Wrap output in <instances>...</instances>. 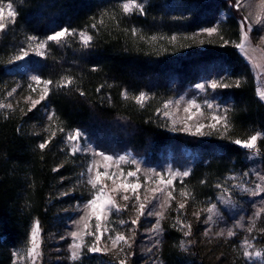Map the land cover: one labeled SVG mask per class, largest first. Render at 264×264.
<instances>
[{"label": "trees", "instance_id": "obj_1", "mask_svg": "<svg viewBox=\"0 0 264 264\" xmlns=\"http://www.w3.org/2000/svg\"><path fill=\"white\" fill-rule=\"evenodd\" d=\"M126 1L11 0L15 22L0 31V105H6L0 108V264H13V253L26 250L34 222L45 240L61 224L64 209L92 197L93 188L83 180L88 157L70 152L60 140L68 130H81L104 151L128 149L150 159L167 152L183 156L186 150L199 155L189 175L172 188L160 249L165 264H214L197 241L186 249L180 245L185 225L194 222L193 211L212 202L230 174L248 168L247 149L234 140L261 132L257 149L264 173V102L248 62L234 47L239 32L233 0H137L144 14H124ZM8 2L0 0V6ZM228 5L231 15L220 19ZM211 27L218 31H202ZM64 28L76 35L49 41L43 55L29 51L34 41L29 37L45 40ZM82 31L92 37L88 46L80 39ZM22 49L30 53L40 78L35 85L45 89L43 81H52L47 94L51 120L25 100L27 78L9 73ZM213 74L224 76L228 85L214 89L232 101L228 127L209 136L170 129L161 115L164 102ZM67 78L69 86H57ZM140 93L146 96L143 105L135 99ZM53 131L55 137L40 149ZM185 191L188 198L181 195ZM257 230L264 248V212ZM108 259L84 247L75 264H106Z\"/></svg>", "mask_w": 264, "mask_h": 264}, {"label": "rangeland", "instance_id": "obj_2", "mask_svg": "<svg viewBox=\"0 0 264 264\" xmlns=\"http://www.w3.org/2000/svg\"><path fill=\"white\" fill-rule=\"evenodd\" d=\"M235 3L236 0H233L230 6L235 9L238 17L239 38L235 42L236 44L240 42V23L243 18L247 16L250 23L255 22L258 14L264 18V3L262 0H241L239 9L234 6ZM4 7L6 14L7 7L6 5ZM228 7L229 5L220 11V19H225L231 15ZM7 22L8 20L5 21V23ZM262 37H264V25L254 24L244 49H239L254 74L257 92L264 90V38ZM38 43L37 40L32 41L29 51L37 54L36 46ZM41 51L43 52V49ZM30 57V53H28L23 59H13L18 64L11 67L9 73L12 76L24 75L27 78V87L30 93L24 95L25 100L32 106V101H40L35 106H38L46 118H49L51 116L49 100L47 96L41 100L44 89L35 85L37 81L32 79L38 76L31 66ZM214 81L218 84H225L226 78L216 74L202 78L164 102L161 107V115L166 119L170 129L198 136H209L212 132L219 131L225 126L224 120L217 122L212 117H226V112L230 109L232 101L221 99L216 95L214 88L211 87ZM197 85H203V87L198 88ZM262 101L264 102V100ZM209 104L212 105L211 108L208 107ZM213 124L216 125L215 128L211 127ZM198 125H203L200 134L197 133ZM75 130L79 129L64 132L60 140L70 152L88 157L87 165L83 171L85 183L93 188L88 180L94 179L97 171L102 174H115V180L102 175L97 186L93 188L92 197L75 202L72 207L68 206L69 208L64 209L61 224L56 225L50 231L47 239L43 240L39 231L38 248L36 254L32 256L28 253V249L32 246L30 232L29 245L26 250L15 252L17 254L14 258L16 264H75L76 260L80 258L83 248L89 249L93 246H98L101 251L89 252L106 254L109 257L106 264H119L120 260H125L126 264H165L160 256V249L164 240L165 215L171 202L169 193H172L175 181L186 177L180 175L181 173L185 171L190 173L199 160V155L194 151L186 150L183 156L181 152L176 156L167 152L158 159H150L128 149L104 151L90 141L81 130H79L81 135L76 140H69L68 136L74 134ZM257 133L261 134V132ZM261 136L262 134L257 139L255 149L246 148L248 160L246 171L230 174L229 181L220 186L216 198L206 206L193 211L192 220L194 222L192 223L195 225L192 223L185 225L181 240L185 245L184 249L197 241L198 244L206 248L211 262L214 264H233L235 263L234 259L241 260L242 264H264V248L257 238L258 220L263 212L260 216L255 215L257 211L264 209V192L253 195L251 191L245 192L239 187L243 185L245 188L255 190L257 184L264 186V181L260 180L264 173L261 156L257 149ZM99 153L104 155H99ZM104 156H110L112 159L105 160ZM121 156H126L127 159L117 163ZM90 165L91 171H89ZM130 172L135 173V175L129 176L128 173ZM246 173L247 175H245ZM168 180H171L172 183L167 184ZM122 183L139 184L140 187L135 192L130 188L125 190L122 187L116 191ZM101 188L104 189L105 197H110L114 201V206L106 207V218L99 222L101 229L97 231L98 222L95 216H92L90 220L88 219L91 208L86 207V205L95 194L100 192ZM124 196H127L128 199L125 200ZM137 196L139 200L136 199ZM140 204L146 205L143 215H139ZM213 205H215L214 211L209 212L208 209L212 208ZM155 213H161L162 216L158 217ZM210 216L212 219H209ZM158 219L160 230L153 231ZM133 220H137V223L133 224ZM121 221L125 223L121 224ZM85 224L88 225L87 229H85ZM253 225L255 226L253 227ZM249 228H252L251 232L248 231ZM229 230L234 235L228 236ZM74 232L78 234L75 243L81 245L80 255L75 260L72 259V252L74 251L72 233ZM185 232H189V235L185 236ZM117 233L123 234L128 243L121 242L114 247L109 237L114 238ZM221 233L222 235H220ZM97 236H101L99 241L96 239ZM245 240L252 245L251 248H247L250 253L260 251L262 255L245 257L243 255L246 248ZM21 257L23 258L21 259Z\"/></svg>", "mask_w": 264, "mask_h": 264}, {"label": "snow or ice", "instance_id": "obj_3", "mask_svg": "<svg viewBox=\"0 0 264 264\" xmlns=\"http://www.w3.org/2000/svg\"><path fill=\"white\" fill-rule=\"evenodd\" d=\"M262 3H264V0H262ZM234 6L237 9H239L241 7V0H236V3H235ZM6 7H7V13L5 14V7L4 6H0V31H3L7 27V24L5 23L6 20H8L11 23H14L15 22V18L17 16V12L14 10L11 0H9V2L6 5ZM121 10H122V12L124 14H130L133 10H137L141 14H144V6L142 4H140V3H137V0H127V2L122 3L121 4ZM103 15H107V13H104ZM112 18L114 19V17H112ZM97 23L101 24V25L104 23L103 16ZM254 24L264 25V18H262L261 15L258 14L256 16V18H255V22L254 23H250L249 22V18L247 16H245L243 18V21L240 23V29H241L240 42L236 43L234 45L235 48L240 49V50L244 49L245 43L249 40V33L254 28ZM96 26H97L96 24L92 25L93 28H95ZM245 29H247V30H245ZM202 31L203 32H207L209 35H212L213 33H216L218 31V29L217 28H208V29H202ZM131 34L133 36H137L138 35V30L136 28L131 29ZM74 35H76L75 31L74 30L73 31H69L68 28H64V29H61L59 31H55L53 34L48 35L45 40L39 41V43L36 46L37 54L38 55H43L44 54L41 51V49L45 48V46L47 45V43L49 41L60 43L65 37L74 36ZM79 36H80V39H81L82 43L84 44V46H88L89 42L92 40V37L89 36L87 34V32H85V31L80 32ZM262 38H264V37H262ZM29 39L30 40H36L37 38L36 37H29ZM140 39H144V37H140ZM151 39L155 40L156 38L152 37ZM172 39L175 40V37H172ZM228 43H229V41H227V40L224 41L225 45H227ZM21 52H22V55L16 56V57H14V59H23V57L28 55V52L24 51L23 49L21 50ZM32 79L37 81V83L41 82L39 77H33ZM43 83L45 85V89H44V95L41 96V100L46 98V96L48 94V91H49L48 85L52 84V81H47L46 80V81H43ZM71 83H72L71 78H67L65 81L60 82V84H58L57 86L66 87V86H69ZM236 86L237 87L239 86V81H236ZM197 87L200 88V87H203V85H197ZM211 87L215 89L217 87H228V85L218 84L217 82L214 81L211 84ZM81 95H83V93H81ZM123 95H127V94L123 93ZM257 95L259 96V98L261 100H264V90H258ZM135 99H136V101L138 103L143 105V101L146 99V96H145L144 93H140L139 96L135 97ZM39 103H40V101H32L33 106H35V105H37ZM3 107H6V105H0V108H3ZM7 107H10V106H7ZM208 107L211 108L212 105L209 104ZM29 111H31V109H29ZM185 111H188V109H185ZM52 118H53L52 116L49 117L50 120ZM212 119L217 121V122H219L221 120H224L225 128L228 127L227 118L226 117L213 116ZM202 127H203V125H198L197 126V133L198 134H200V129ZM211 127L215 128L216 125L213 124V125H211ZM60 130L63 131V129H60ZM55 135H56V132L53 131L52 135L49 137V139H47L43 143H41L39 145V148L40 149H44L51 142V140L55 137ZM80 135H81L80 131L79 130H75V133L69 135L68 139L74 141ZM260 135H261L260 133H256L255 135L249 136L247 140L236 139V140L233 141V143H235L237 145H240L241 147H244V148L255 149L256 148L257 139L260 137ZM99 155L103 156L104 154L103 153H99ZM104 159L105 160H111L112 157L104 156ZM125 159H127L126 156H121L117 160V163L120 160H125ZM57 170L58 169H53V171H57ZM89 171H91V165L89 166ZM102 175H106L108 179L115 180V174L108 175L107 173H103L102 174L99 171H97L95 178L94 179L90 178L88 180V183L91 184L93 186V188H95L97 186V184L99 183ZM128 175L129 176H134L135 173L130 172V173H128ZM173 175H176V174H173ZM180 175L188 176L189 173L187 171H185V172L181 173ZM245 175H247V173ZM260 180L264 181V176H261ZM166 183L167 184H171L172 181L168 180ZM121 187L124 188L125 190L130 188L133 192H135L136 189H138L140 187V185L139 184H124V183H122V184H120L118 186L116 191H118L119 188H121ZM218 187H219V185H218ZM239 187H241L242 191H245V192L251 191L253 195H259L260 193L264 192V186H262L261 184H257L256 187H255V190L245 188V187H243V185H240ZM181 195L186 197V198H188L190 196V194L187 191L182 192ZM169 198L170 199L173 198L171 192L169 193ZM124 199L127 200L128 197L124 196ZM136 199L139 200V197L137 196ZM108 206H114V201L110 197H105L103 188H101L100 192L95 194L93 196V199L89 200L87 205H86V207L91 208V214L89 215L88 219L90 220L92 216H95V219L98 222L97 225H96L97 231H100V229H101V225H100L99 222L106 218L105 209ZM184 206H185L184 204H180L178 207L179 208H184ZM145 207H146L145 204H140V206H139V215H143L144 214ZM214 209H215V205H213L212 208L208 209V211L212 212V211H214ZM262 212H264V209H260L259 211H257V213L255 215L256 216H260ZM149 214L151 215L152 213H149ZM155 215H157L158 217L162 216L161 213H155ZM209 219H212V217L210 216ZM120 223L123 224L125 222L121 221ZM132 223L136 224L137 220H133ZM254 226L255 225H253V227ZM87 227H88V225L85 224V229H87ZM188 227L190 228L191 226L189 225ZM159 230H160V224H159V219H158L157 223L154 225L153 231H159ZM39 231H40L39 222L37 221V222H35L33 224L32 231H31V245L32 246H31V248L28 249V253H29L30 256L36 254V249L38 248L37 237L39 235ZM248 231L251 232L252 228H249ZM89 234H91V233H89ZM102 234L103 233L101 232V235ZM184 235L188 236L189 232H185ZM220 235H222V233ZM232 235H234V233L231 230H229L228 231V236H232ZM72 236L74 238V244L72 245V247L74 248V251L72 252V259L75 260L80 255L79 249H80L81 245L79 243H75V239L78 237V234L74 232V233H72ZM100 238H101V236H97L96 237L97 241H99ZM109 239L111 240L112 245L114 247L116 245L120 244L121 242L128 243L127 238L123 234H119V233H117V235L114 238L113 237H109ZM244 244L246 245L245 251L243 252V255L245 257L250 258L253 255L259 257V256L262 255V253L260 251H256L254 253H250L247 250V248H251L252 247V245H251V243H249V241L245 240ZM180 247L182 249L185 248V245H184L183 242L181 243ZM88 250L90 252H99V251H101V249L98 246L90 247ZM13 255L16 256L17 254L13 253ZM22 258L23 257H21V259ZM13 264H16L15 260L13 261ZM119 264H126V261L125 260H120Z\"/></svg>", "mask_w": 264, "mask_h": 264}]
</instances>
